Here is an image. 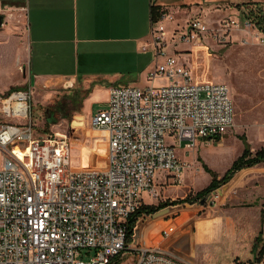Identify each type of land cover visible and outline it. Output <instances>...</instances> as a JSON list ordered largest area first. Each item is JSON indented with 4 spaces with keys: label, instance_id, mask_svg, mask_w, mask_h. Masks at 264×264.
I'll list each match as a JSON object with an SVG mask.
<instances>
[{
    "label": "built area",
    "instance_id": "2783aa9c",
    "mask_svg": "<svg viewBox=\"0 0 264 264\" xmlns=\"http://www.w3.org/2000/svg\"><path fill=\"white\" fill-rule=\"evenodd\" d=\"M167 16L152 19L150 40L141 46L154 50L150 85L112 86L106 108L91 117V128L106 133L102 169H70L65 133L34 136L28 89L0 93V264H110L125 249L131 264H193L159 245L127 242V219L144 203L143 193L156 197L159 174L164 183L183 182L181 141L188 152L198 138L221 137L234 122L226 83L195 80L165 54L163 26L155 23ZM242 23L264 35L250 17ZM222 25L239 28L240 20ZM157 78L163 82L154 85ZM83 249L92 251L87 261Z\"/></svg>",
    "mask_w": 264,
    "mask_h": 264
},
{
    "label": "rangeland",
    "instance_id": "374dc122",
    "mask_svg": "<svg viewBox=\"0 0 264 264\" xmlns=\"http://www.w3.org/2000/svg\"><path fill=\"white\" fill-rule=\"evenodd\" d=\"M156 1L163 3L160 7L168 15L155 23V26H163L165 54L184 63L195 80L226 83L233 101L234 122L219 141L197 139V147L203 143L206 150L202 149V157L196 155L195 164L189 162L194 157L192 149L185 152L186 140L181 141L176 152L185 164L183 182L172 186L164 183L163 174H159L156 197L143 193L144 204L156 205L186 196L192 197V201L184 205L181 213L177 210L179 205H171L154 214L138 216L130 244H156L193 264H264L261 257L264 161L234 174L211 193L206 204L193 197L212 178L204 170V163L217 176H222L242 153L244 146L240 135L245 136L253 153L264 147V45L261 41L264 35L255 27L248 28L242 23L251 10L264 9V0ZM230 18L240 20L239 28L226 29L222 25ZM193 23L205 26L206 31L197 32ZM193 33L198 38L187 40ZM1 57L0 88L14 81L6 73L10 57L4 54ZM91 59L86 71L81 69L84 64L80 65L78 74L79 81L84 80L82 83L70 85L49 81L40 86H13L31 92L29 119L34 136L54 132L68 136L70 169H102L105 166L106 133L93 130L90 120L107 106L109 76L116 74L121 85H150L145 72L128 71L126 66L113 72L115 70L103 67L101 56ZM149 59L153 67L154 54H148L146 61ZM162 82L163 79L157 78L154 85ZM2 160L0 150V166ZM165 232L168 236H164ZM86 251H81L84 261L92 254ZM129 251L125 249L120 253L114 264H131L133 253Z\"/></svg>",
    "mask_w": 264,
    "mask_h": 264
},
{
    "label": "crops",
    "instance_id": "0c3cea01",
    "mask_svg": "<svg viewBox=\"0 0 264 264\" xmlns=\"http://www.w3.org/2000/svg\"><path fill=\"white\" fill-rule=\"evenodd\" d=\"M152 4L163 3L156 0H0L3 15L0 61L3 54L10 57L6 73L14 79L0 88V93L22 84L32 87L49 81L82 83L84 80L80 82L78 74L80 65L84 64L81 69L86 71L94 56H101L103 67L113 72L126 66L128 71L147 73L152 61L146 58L148 54L153 56L154 50H142L141 46L150 40ZM117 85L121 84L116 74L110 75L107 92ZM208 140L212 139L201 142ZM202 149L206 150L203 143L192 148L194 157L190 163H194L196 155L202 157ZM171 180L167 184L172 185ZM184 210L183 207L179 211Z\"/></svg>",
    "mask_w": 264,
    "mask_h": 264
},
{
    "label": "trees",
    "instance_id": "16d2710c",
    "mask_svg": "<svg viewBox=\"0 0 264 264\" xmlns=\"http://www.w3.org/2000/svg\"><path fill=\"white\" fill-rule=\"evenodd\" d=\"M161 7L159 5H151V18L153 20L159 19L160 14L163 12ZM249 17L254 21L256 27L264 32V9L259 11H250ZM240 139L243 142V150L242 153L233 161L232 165L225 171V173L218 177L217 174H215L206 164H203V168L205 171L209 172L211 174V180L208 183L207 186L202 188L201 190L197 191L194 194V198L201 199L208 193H212L219 189L222 185L227 183L233 175L240 171L243 168L251 167L253 165H256L259 162L264 161V147L256 150L254 153L251 151V148L249 146V143L247 142L244 135L239 136ZM216 141L220 139L219 136L213 137ZM192 197H182L177 199H169L165 200L163 202H160L156 205L152 204H142L141 207L133 214L129 216L127 219V228H128V234H127V242H130L133 229L135 226V223L137 221L138 216L142 214H154L155 212L159 211L160 209L166 208L171 205H179L178 210H181L186 203H189L192 201L190 199ZM119 255L115 256L111 263H115L117 260V257ZM110 263V264H111Z\"/></svg>",
    "mask_w": 264,
    "mask_h": 264
},
{
    "label": "water",
    "instance_id": "95a60500",
    "mask_svg": "<svg viewBox=\"0 0 264 264\" xmlns=\"http://www.w3.org/2000/svg\"><path fill=\"white\" fill-rule=\"evenodd\" d=\"M2 24H3V15L2 14H0V26H2ZM211 195V193H208L207 195H205L204 197H202L201 199H200V203L201 204H206L207 203V201H208V197Z\"/></svg>",
    "mask_w": 264,
    "mask_h": 264
},
{
    "label": "bare ground",
    "instance_id": "6f19581e",
    "mask_svg": "<svg viewBox=\"0 0 264 264\" xmlns=\"http://www.w3.org/2000/svg\"><path fill=\"white\" fill-rule=\"evenodd\" d=\"M17 152H18V150L17 149H15ZM18 154H20L19 152H18ZM21 155V154H20Z\"/></svg>",
    "mask_w": 264,
    "mask_h": 264
}]
</instances>
